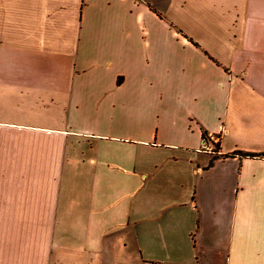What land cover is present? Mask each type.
<instances>
[{
  "label": "crops",
  "instance_id": "1",
  "mask_svg": "<svg viewBox=\"0 0 264 264\" xmlns=\"http://www.w3.org/2000/svg\"><path fill=\"white\" fill-rule=\"evenodd\" d=\"M0 264H264V0H0Z\"/></svg>",
  "mask_w": 264,
  "mask_h": 264
},
{
  "label": "rangeland",
  "instance_id": "2",
  "mask_svg": "<svg viewBox=\"0 0 264 264\" xmlns=\"http://www.w3.org/2000/svg\"><path fill=\"white\" fill-rule=\"evenodd\" d=\"M214 151H216V149Z\"/></svg>",
  "mask_w": 264,
  "mask_h": 264
}]
</instances>
